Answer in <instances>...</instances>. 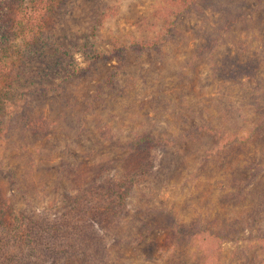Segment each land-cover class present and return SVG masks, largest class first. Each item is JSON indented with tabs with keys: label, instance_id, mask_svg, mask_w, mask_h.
<instances>
[{
	"label": "rangeland",
	"instance_id": "374dc122",
	"mask_svg": "<svg viewBox=\"0 0 264 264\" xmlns=\"http://www.w3.org/2000/svg\"><path fill=\"white\" fill-rule=\"evenodd\" d=\"M16 1L0 0L11 67L0 81V237L72 205L93 165L133 166L126 142L147 131L163 177L130 190L106 234L111 263L264 264V0H50L34 41L25 19L8 29ZM163 7L178 13L174 35L164 17L151 26ZM162 33L123 63L111 52Z\"/></svg>",
	"mask_w": 264,
	"mask_h": 264
},
{
	"label": "trees",
	"instance_id": "16d2710c",
	"mask_svg": "<svg viewBox=\"0 0 264 264\" xmlns=\"http://www.w3.org/2000/svg\"><path fill=\"white\" fill-rule=\"evenodd\" d=\"M16 3L18 8L15 9V16L8 29L15 24L21 27L19 18L22 22L25 19L21 32L23 35L30 34L34 41L39 31L33 30L35 27L33 16L37 10L48 7L50 0H19ZM183 3L184 9L190 8V0H185ZM27 9L30 10L28 15L22 13ZM177 14L172 7H163L156 15L151 16V26L164 17L168 22L165 23L168 26L165 34L174 35ZM166 35L162 33L156 34L155 37L139 39L137 37L131 45L117 41V47L111 52L123 63L125 49L137 47L139 51L144 52L160 47L166 40L164 38ZM210 48L208 46V49ZM109 54L106 53L104 56L108 58ZM99 55L102 56L99 53L92 56ZM2 57H0V81L11 74L10 64H2L4 62ZM160 143L158 136L147 131L142 132L135 139L126 142L129 153L125 161L128 162L127 164L132 163L133 166L128 165L122 172L118 169L113 171V161L110 159L93 165L91 169L94 175L90 178L91 183L87 186L83 182L77 185L75 188L77 193L74 195L72 205L66 206L63 203L59 207L58 203V208L51 205L49 209L43 210L44 212L27 214L23 219L17 220L19 222L15 228L11 227L7 235L0 237V264H40L49 260H72L79 261L80 264H112L111 254L107 249L109 245L106 242V234L112 230V227L118 226L120 220L127 215L126 203L130 190L136 186L139 188L150 186L151 180L162 179L163 174L152 169L155 158L151 153ZM80 176V173H77L75 180H81L78 179ZM80 195L81 200L77 198ZM182 230L183 227H179V232L185 235ZM226 230L227 232L225 231L222 236L229 238L230 229ZM197 232L201 233L199 230Z\"/></svg>",
	"mask_w": 264,
	"mask_h": 264
}]
</instances>
